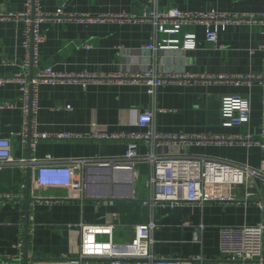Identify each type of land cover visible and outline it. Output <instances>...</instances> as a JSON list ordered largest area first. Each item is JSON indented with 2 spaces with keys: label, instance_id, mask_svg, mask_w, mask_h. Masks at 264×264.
I'll use <instances>...</instances> for the list:
<instances>
[{
  "label": "crops",
  "instance_id": "1",
  "mask_svg": "<svg viewBox=\"0 0 264 264\" xmlns=\"http://www.w3.org/2000/svg\"><path fill=\"white\" fill-rule=\"evenodd\" d=\"M26 0H0V76L13 77L37 67L25 69L27 50L25 22L19 13ZM47 13H63L60 18L44 20L41 31L46 36L40 47V64L67 74L88 73L98 79H76L41 84L38 112L33 115L39 138H24L23 103L19 82L0 86V136L10 138L16 159L42 158L95 159L74 172L78 186H41L38 169L7 166L2 170V191L12 199H0V264H74L81 255V223L115 225L114 242L126 243L135 236V226L154 222L156 256L173 258L180 264L202 255L206 259L224 258L220 250V229L244 224L254 225L264 218L255 199H264V180L248 175L254 186H213L203 205L178 207L151 205L147 185L152 165L143 160L132 170L103 163L123 156L128 139L96 138L93 131L106 133L155 132L187 136H244L261 129L264 87L258 81L251 86L235 85L231 80L199 79L185 85L166 83L156 93H147L145 85L120 83L111 76L136 73L155 62L159 72L189 73L196 76L232 77L236 74L263 71L264 42L260 23H229L219 29L217 44L206 41L202 24L184 25L178 35L161 34L160 38L194 35V48H145L154 25L139 20H83L85 15L142 13L155 7L179 8L184 11L214 10L225 13L256 14L264 11V0H41ZM8 14L15 16L9 17ZM90 45V47H87ZM103 77V78H102ZM106 77V78H104ZM242 95L251 104V118L243 126L222 124L221 98ZM15 102V108L1 107ZM70 105L71 109L66 106ZM153 113L147 127L138 125L143 111ZM68 133L70 137H59ZM153 150L158 152V147ZM140 155L152 148L139 141ZM169 154L204 155L258 168L264 147L242 142H177L164 146ZM100 159V160H97ZM247 192L251 198L246 199ZM231 198V199H229ZM81 264H86L82 261ZM90 264H111L107 258L93 259Z\"/></svg>",
  "mask_w": 264,
  "mask_h": 264
},
{
  "label": "built area",
  "instance_id": "2",
  "mask_svg": "<svg viewBox=\"0 0 264 264\" xmlns=\"http://www.w3.org/2000/svg\"><path fill=\"white\" fill-rule=\"evenodd\" d=\"M25 11L19 13L25 22V39L23 42L27 50V60L25 69L37 67L35 74L29 72L18 74L13 77L0 76V86L10 82H19L21 91V101L23 103L24 124L21 135L26 138L33 135L39 138L41 134L36 132L33 115L38 112V90L41 84L59 83L76 79H98L97 75L81 73L67 74L54 70L52 67H42L40 64V47L44 43L46 36L42 33L40 25L49 18H60L63 13H47L42 8L41 0H26ZM7 16L13 17L14 14ZM71 18H79L81 21L89 20H139L150 21L154 25V31L150 37V42L145 46L148 50L194 48V35L186 34L183 39L160 38L161 34L178 35L184 25L202 24L205 27L206 41L217 44L219 39V29L224 28L229 23H240L249 21L260 23L262 34L264 35V11L260 15L225 13L214 10L207 11H184L179 8L170 7L161 9L155 7L150 11L144 10L142 13H119L103 14L98 17L81 15ZM87 47H90L88 45ZM264 52V42L260 45ZM103 78V77H102ZM106 78V77H104ZM112 79L120 83H131L145 85L147 93L154 95L158 87L166 83H178L185 85L191 81L205 79H227L235 85L251 86L258 81L264 87V59L263 71L260 73L236 74L232 77H216L212 75L196 76L189 73H161L157 70L155 62L149 67L136 73H116ZM15 102H6L1 107L15 108ZM71 109L70 105L66 106ZM221 118L222 124L226 127L243 126L249 123L251 118V104L247 97L242 95H226L221 98ZM153 122V113L149 110L143 111L138 119V125L147 127ZM59 137H70L68 133H58ZM92 137L96 138H122L128 139V145L123 156L105 159L107 164L116 168L129 169L138 177L136 165L143 160L149 161L152 170L147 181L150 189V196L146 203L151 205H168L172 208L189 205H203L209 199L224 200L222 195L210 197L208 191L213 186L225 188L230 185H239L245 188L254 184L247 181V176L252 174L264 180V158H262L258 168L249 164H239L228 160L208 157L204 155L169 154L161 151L164 146L177 142H242L245 145H260L264 147V100L262 103L261 129L258 134L251 132L244 136L234 135L231 137H204L187 136L183 134H164L154 130L147 132H119L106 133L93 131ZM152 148L147 155H140L138 151L139 141ZM158 147V152L153 150ZM100 160V159H97ZM95 159L68 158L57 159L51 155L42 158H22L16 159L12 154V142L10 138L0 136V199H12L10 193L2 191V170L7 166H29L38 169V182L41 186H78L73 178L75 171L89 164ZM246 199H250L252 193L247 192ZM231 199V198H229ZM257 205L264 211V199H255ZM154 222L142 223L135 226L134 238L126 243L114 242L115 225L109 224H85L81 223V255L79 259H74L72 263L81 264L86 261L90 264L93 259L107 258L111 264H180V261L154 255L152 248L154 245L153 231ZM220 250L225 255L224 258L206 259L202 255L194 256L189 261H197L199 264H264V218L254 225L244 224L237 227H223L220 229Z\"/></svg>",
  "mask_w": 264,
  "mask_h": 264
}]
</instances>
